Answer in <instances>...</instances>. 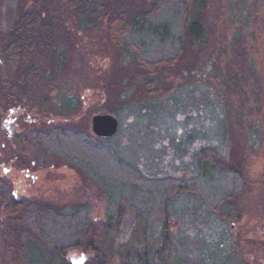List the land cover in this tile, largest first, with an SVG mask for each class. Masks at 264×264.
<instances>
[{"label":"rangeland","instance_id":"rangeland-1","mask_svg":"<svg viewBox=\"0 0 264 264\" xmlns=\"http://www.w3.org/2000/svg\"><path fill=\"white\" fill-rule=\"evenodd\" d=\"M151 1L123 0V4L149 7ZM186 1L188 19L197 18L205 29L204 43L200 48L186 44L178 63L164 67L147 86L146 69L109 38L104 26L84 28L62 0H44L52 42L62 57L51 64L45 56V78L31 84V100L16 104L0 94L2 166H10V158L17 154L19 163L35 161L31 167L39 174L30 188L20 175L15 184L18 194L64 212L85 210L93 223L95 231L82 246L66 252L70 264L81 257L82 264L94 261L96 244L103 264H126L124 255L131 247L140 254L146 246H156L162 234L160 219L143 220L141 207L132 198L124 200L120 223L105 229L108 196L86 170L28 141L31 129L55 126L93 134L92 117L109 112L117 118L118 128L107 144L149 177L189 179L197 171L201 150L213 146L222 151L218 156L224 167H237L247 178L238 201L240 216L228 222V228L195 194H184L170 206L173 250L182 263L220 264L217 259L223 254L208 259L206 249L225 232L239 253L230 260L233 264L238 260L264 264V0ZM26 6L31 7L27 0H0V43ZM0 64L3 74L11 72L7 63ZM229 65L234 68L228 70ZM64 98L77 102L71 113L60 110ZM12 107L18 109L17 127L6 122ZM10 126L15 135L11 138L6 136ZM252 128H259V133ZM248 132L258 141L256 146L249 143ZM78 154L85 157L84 151ZM3 167L0 176L6 179ZM2 217L0 264H20L7 249L13 242L4 238ZM154 264H161L159 256Z\"/></svg>","mask_w":264,"mask_h":264},{"label":"trees","instance_id":"trees-1","mask_svg":"<svg viewBox=\"0 0 264 264\" xmlns=\"http://www.w3.org/2000/svg\"><path fill=\"white\" fill-rule=\"evenodd\" d=\"M43 1L27 0L31 7L26 6L25 11L20 12V16L3 34L0 61L10 66L11 72L3 74L0 66V94L9 102L24 104L31 100V84L45 78V56H48L51 64L62 57L61 51L58 52L52 42L53 34L45 16ZM62 3L84 28L101 29L104 26L109 38L137 66L146 69L147 86L154 82L164 67L178 63L186 44L190 48H200L204 43L205 29L197 18L188 19L186 0H153L149 7L145 4L137 8L123 4V0H62ZM232 68L229 65L228 70ZM152 88H155L154 85ZM76 103L70 98L61 99L60 110L71 113ZM254 130L255 134L259 133V128H252ZM30 133L32 136H28V140L31 143L62 157L66 163L90 168L93 180L108 196L106 221L103 223L105 229L120 223L126 198L139 203L143 220L150 217L160 219L162 234L158 244L146 246L140 254L131 247L124 255L126 264H140L144 259V264H154L157 256L161 264H184L173 250L175 242L172 240L169 212L170 206L184 194L198 196L204 206L220 218L224 227L240 216L238 201L248 181L239 168L223 166L218 156L222 151L217 147L208 146L201 150L197 171L189 179L172 176L161 178L149 177L139 167L122 159L107 144V138L83 135L56 126L46 130L31 129ZM73 133L80 135L74 136ZM251 134L248 132L249 143L256 146L258 141ZM78 140L82 141V145ZM79 151H84L85 157L79 155ZM122 171L125 174H121ZM134 209L138 210L137 207ZM0 214L3 216L4 238H10L13 242L8 244L7 249L13 250L14 261L20 264H70L66 252L82 246L89 233L95 231L85 210L75 208L71 212H64L34 200H18L11 192L9 183L1 176ZM220 234L222 238L213 245L208 244L205 257L211 259L213 254H223L217 261L220 264H233L231 261L239 256L238 250L230 235L225 232ZM93 249L98 256L86 264H103L99 245L96 244ZM234 264H243V261L238 260Z\"/></svg>","mask_w":264,"mask_h":264},{"label":"flooded vegetation","instance_id":"flooded-vegetation-1","mask_svg":"<svg viewBox=\"0 0 264 264\" xmlns=\"http://www.w3.org/2000/svg\"><path fill=\"white\" fill-rule=\"evenodd\" d=\"M9 113H11L12 117L10 119V122H8V121H6V122L7 123H14L15 126L17 127L18 126L17 120L19 117L18 109L16 107H12L9 109ZM6 136H8L10 138L15 136L11 126L8 128ZM99 138H101V137H99ZM101 139H106V138H101ZM25 141H27V139ZM34 145L38 146L39 144H34ZM17 156L18 155L15 154L14 157L10 158V161H9L10 166H7V167H3L2 163L0 161V168L1 167L4 168L3 169L4 173H5L4 175L6 177V181L11 186V192L14 194L16 199L21 200V198H23L25 195L18 194V191H17L18 189L16 188V185H17L16 180L21 178L20 175L21 176L23 175V178H22L23 181H26L27 182L26 183L27 188H30V187L34 186V184H36L37 181L39 180V174L37 173L38 169H33L34 167H31V166H34L35 161H30V164H29V161H21L19 163V158ZM85 170H86L85 173H87V177L93 181L90 168L86 167ZM25 199H27V197H25Z\"/></svg>","mask_w":264,"mask_h":264},{"label":"water","instance_id":"water-1","mask_svg":"<svg viewBox=\"0 0 264 264\" xmlns=\"http://www.w3.org/2000/svg\"><path fill=\"white\" fill-rule=\"evenodd\" d=\"M117 128L118 120L111 113L97 114L92 117V131L98 137L109 138L116 133ZM84 260L85 258L81 257L74 264H82Z\"/></svg>","mask_w":264,"mask_h":264}]
</instances>
